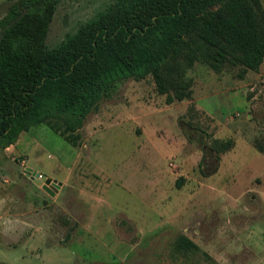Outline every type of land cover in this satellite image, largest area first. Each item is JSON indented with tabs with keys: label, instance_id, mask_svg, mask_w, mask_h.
Returning a JSON list of instances; mask_svg holds the SVG:
<instances>
[{
	"label": "rangeland",
	"instance_id": "rangeland-1",
	"mask_svg": "<svg viewBox=\"0 0 264 264\" xmlns=\"http://www.w3.org/2000/svg\"><path fill=\"white\" fill-rule=\"evenodd\" d=\"M117 1L59 0L47 47ZM182 57L189 98L124 80L76 144L42 124L0 149V264H264V62Z\"/></svg>",
	"mask_w": 264,
	"mask_h": 264
},
{
	"label": "trees",
	"instance_id": "trees-1",
	"mask_svg": "<svg viewBox=\"0 0 264 264\" xmlns=\"http://www.w3.org/2000/svg\"><path fill=\"white\" fill-rule=\"evenodd\" d=\"M59 0H16L0 31V149L48 125L76 144L77 131L110 89L151 76L160 93L190 97L172 60L216 71L264 62L261 0H118L54 48L46 44ZM182 90V91H181Z\"/></svg>",
	"mask_w": 264,
	"mask_h": 264
},
{
	"label": "water",
	"instance_id": "water-1",
	"mask_svg": "<svg viewBox=\"0 0 264 264\" xmlns=\"http://www.w3.org/2000/svg\"><path fill=\"white\" fill-rule=\"evenodd\" d=\"M24 13H22V15H23ZM22 15H20L19 17H17L14 21H12L8 26H6L5 28H3L1 31H0V40L2 39V37H3V34H4V32L5 31H7L8 29H10L20 18H21V16ZM25 174L27 175V176H31L32 175V172H31V170L30 169H26L25 170ZM33 177H35V178H37L38 179V177H39V174L38 173H34L33 174ZM60 185H61V183H57V181H54V187L55 188H59L60 187ZM43 190H45L47 193H49L50 195H52V196H54L55 195V193H54V191L52 190V188L50 187V180H47L46 182H45V184L43 185Z\"/></svg>",
	"mask_w": 264,
	"mask_h": 264
},
{
	"label": "built area",
	"instance_id": "built-area-1",
	"mask_svg": "<svg viewBox=\"0 0 264 264\" xmlns=\"http://www.w3.org/2000/svg\"><path fill=\"white\" fill-rule=\"evenodd\" d=\"M38 179H40V180L44 179L43 175L42 174H39Z\"/></svg>",
	"mask_w": 264,
	"mask_h": 264
},
{
	"label": "crops",
	"instance_id": "crops-1",
	"mask_svg": "<svg viewBox=\"0 0 264 264\" xmlns=\"http://www.w3.org/2000/svg\"><path fill=\"white\" fill-rule=\"evenodd\" d=\"M57 183H59V182L57 181ZM60 186H62V184H61ZM56 189H57V188H56Z\"/></svg>",
	"mask_w": 264,
	"mask_h": 264
}]
</instances>
